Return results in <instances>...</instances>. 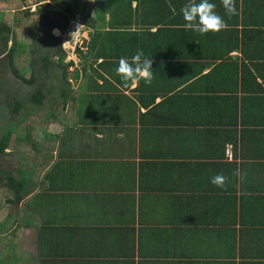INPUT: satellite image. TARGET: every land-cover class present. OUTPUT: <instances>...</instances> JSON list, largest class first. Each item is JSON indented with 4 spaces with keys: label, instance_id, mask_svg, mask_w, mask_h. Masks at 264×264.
Here are the masks:
<instances>
[{
    "label": "crops",
    "instance_id": "1",
    "mask_svg": "<svg viewBox=\"0 0 264 264\" xmlns=\"http://www.w3.org/2000/svg\"><path fill=\"white\" fill-rule=\"evenodd\" d=\"M212 2L227 27L205 34L181 27L188 0L100 6L66 53L69 99L49 71L24 115L32 190L0 225V264H264V0H234L231 17ZM137 50L154 78L123 87L118 60Z\"/></svg>",
    "mask_w": 264,
    "mask_h": 264
},
{
    "label": "trees",
    "instance_id": "2",
    "mask_svg": "<svg viewBox=\"0 0 264 264\" xmlns=\"http://www.w3.org/2000/svg\"><path fill=\"white\" fill-rule=\"evenodd\" d=\"M6 1L14 4L17 2V5L20 6H10L11 9H22L24 7V1L22 0H0V7L4 6ZM44 0H37V2H42ZM91 0H56L52 1L47 7H42L41 5H36L35 9L29 11L27 15L20 11V16L15 17L13 12L12 18H9V12L5 13L7 16H3L0 18V55L3 54V59L6 58L7 65L9 64V68L13 73L18 75V69L15 67L14 60L16 59L15 54L20 48L22 54L21 58H25L26 68L29 69V73L27 76H19L24 82L29 83L30 85H35V91L29 96V100L32 103L41 104L45 98L44 87L45 80L50 81V78L46 76V73L51 71V75H56L55 70H59L63 72V79L66 84L65 87L70 89L69 92L62 91V98L69 99L73 89H71L70 82L66 79L65 69L67 62L64 61L66 56V50L61 47L60 38H55L52 35H49V31L53 27H58L61 31H66L70 26V21L76 18V15L81 14V19L84 27H93L95 24V20L98 17V13L100 12V6L105 1H115V0H93V5H89ZM16 5V4H15ZM53 7V8H52ZM90 10H89V8ZM94 14V15H93ZM104 14V11H102ZM115 14V10H114ZM96 15V16H95ZM25 18V22H29L28 26H23L18 23V19ZM23 20V19H22ZM92 22V23H91ZM24 29H29V32L24 33ZM86 29V28H85ZM44 31V32H43ZM55 31V30H54ZM47 36L45 38L42 37L43 34ZM12 33V41L10 46H7V42L9 39V34ZM17 33V34H16ZM30 35L31 39V50L26 51L23 49L25 46V35ZM18 36L24 37L22 40H18ZM37 44V46H36ZM87 53H93L94 47L92 44H89ZM83 50V49H82ZM80 47H77L76 52L80 54L82 52ZM30 53L32 56H30ZM55 55V58H53ZM31 57V58H26ZM20 58V59H21ZM37 65V70L31 68V65ZM84 70L86 68L84 67ZM34 71L38 72L39 84L35 81ZM43 81V85H42ZM19 101V100H18ZM1 106V104H0ZM21 106L20 101L15 102L12 105L11 112L15 113L19 110ZM2 107V106H1ZM11 123V122H10ZM9 124V122L7 123ZM9 124L7 128L4 129L0 136V154L4 156H11L13 159V164L16 168V172L12 169L7 171H2L0 169V225L6 224V219L4 220L7 213H9L10 208L12 207L15 200H19L21 198H25L29 195L32 188L25 186V178L29 177V171L31 168L30 162L32 161L31 155L33 154V150L30 151L34 147L32 144L31 137L28 134L21 135ZM8 149V152L6 151ZM25 151L26 155L21 157V152ZM32 158V159H31ZM37 159H35V162ZM47 159H44V163L42 167L47 165ZM15 172V173H13ZM29 182V181H28ZM26 187V188H25ZM28 188V189H27Z\"/></svg>",
    "mask_w": 264,
    "mask_h": 264
},
{
    "label": "rangeland",
    "instance_id": "3",
    "mask_svg": "<svg viewBox=\"0 0 264 264\" xmlns=\"http://www.w3.org/2000/svg\"><path fill=\"white\" fill-rule=\"evenodd\" d=\"M23 1L24 0H22V2ZM34 4L35 3H33V2H32V4H29L31 6L28 8L29 11H32L33 9H35ZM13 5L14 6H20V5H17V2L12 4L11 2L6 1L4 3V6L2 8L0 7V18H2L3 16H7V14H5V13L9 12L8 14H10V15L8 17L9 18L13 17V19H14V16H12L13 13H10L14 10V9L10 8V6H13ZM76 16L78 17V19L80 17H82L81 14L76 15ZM22 19L19 18L18 19L19 21H17V22L22 24L25 27L28 26L29 22H25L24 21L25 18H22ZM80 21H82V19H80ZM23 32L28 33L29 29H24ZM52 33L57 35L58 31L55 32L53 29ZM25 36H26L25 37V44H24L25 46L23 47V49H26V51L28 52L32 48L31 47V39L29 37L30 35L27 34ZM12 37H13L12 33H10L9 39L7 42L8 47L11 44ZM23 38L24 37H22V36H18L17 39L20 41ZM36 46H37V44H36ZM20 50L21 49L18 48V50L15 54L16 59L14 60V62H15V67H17V69L19 70L18 75L24 77V76L28 75L29 69L26 68L25 58H21L22 54L24 52H21ZM71 51L72 50L70 49L69 53ZM30 56H32L31 53H30ZM66 57H67V55H66ZM26 58L28 59L31 57H26ZM65 58H64V61H65ZM5 59L6 58L0 59V104L2 106V107L0 106V136H1L2 132L4 131V129L7 128L9 124H12L11 126L14 128V130L17 131L21 135H25L27 133H30L29 131L31 128V135L33 136V134H35L34 131L36 129V123L33 125H29V123H30L31 119L34 117H32L31 115H28V116H24V115L28 111L31 112L30 106L34 105V103L30 102V100H29V96L31 95V92H29V90H32L34 85L33 84L30 85L29 83L24 82L19 76H17L15 73H13V71H11L12 69L10 70V68H9V64L7 65V62ZM31 68L32 69L34 68V70H37V65L33 66V64H32ZM35 73H36V71H34V75H35ZM35 81H36V79H35ZM18 100L20 101L21 106L17 112L12 113L11 112V109L13 108L12 105L15 102L18 103L19 102ZM42 115H44V114H41L40 116H36V118H42L43 117ZM8 122H9V124H7ZM24 126H26V128H24ZM25 155H26V152L22 151L21 157H23ZM14 167L15 166L13 164V159L11 158V156H9V155L4 156V155L0 154V169L2 171L8 172V170L10 168H14Z\"/></svg>",
    "mask_w": 264,
    "mask_h": 264
},
{
    "label": "clouds",
    "instance_id": "4",
    "mask_svg": "<svg viewBox=\"0 0 264 264\" xmlns=\"http://www.w3.org/2000/svg\"><path fill=\"white\" fill-rule=\"evenodd\" d=\"M215 8L216 4L212 0H188V3L180 9L184 21L181 27L186 31L200 34L210 31L219 32L225 29L227 24L215 11ZM223 8L225 14L229 17L238 14L234 0H223ZM151 65V59L141 50H137L130 58L121 56L118 60L116 72L119 75L122 86L127 87L129 82H131V85L135 87L141 79L146 85L151 84L154 78ZM224 180V176L216 175L211 178L210 182L217 187H222Z\"/></svg>",
    "mask_w": 264,
    "mask_h": 264
},
{
    "label": "built area",
    "instance_id": "5",
    "mask_svg": "<svg viewBox=\"0 0 264 264\" xmlns=\"http://www.w3.org/2000/svg\"><path fill=\"white\" fill-rule=\"evenodd\" d=\"M80 19L81 17L78 19V17L76 16L75 19L71 20L70 26L65 31V34L61 35L62 39L65 42L64 49L67 53H69L71 49L72 51L70 53L76 54L77 47H80L82 50L86 45L85 27Z\"/></svg>",
    "mask_w": 264,
    "mask_h": 264
},
{
    "label": "water",
    "instance_id": "6",
    "mask_svg": "<svg viewBox=\"0 0 264 264\" xmlns=\"http://www.w3.org/2000/svg\"><path fill=\"white\" fill-rule=\"evenodd\" d=\"M52 1H56V0H44V2L42 4H40V5L42 7H47ZM32 2H37V0H24V7H23V9L21 11H23V13L25 15H27L29 13V10H28V8L30 7L29 4H31ZM69 69L71 70V72H70L71 73L70 80L71 81L77 80L78 76H79L78 70L75 69L72 64H70V68Z\"/></svg>",
    "mask_w": 264,
    "mask_h": 264
},
{
    "label": "flooded vegetation",
    "instance_id": "7",
    "mask_svg": "<svg viewBox=\"0 0 264 264\" xmlns=\"http://www.w3.org/2000/svg\"><path fill=\"white\" fill-rule=\"evenodd\" d=\"M31 7V6H30Z\"/></svg>",
    "mask_w": 264,
    "mask_h": 264
}]
</instances>
